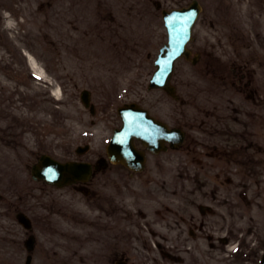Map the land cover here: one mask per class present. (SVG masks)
I'll return each instance as SVG.
<instances>
[{"label": "rangeland", "instance_id": "1", "mask_svg": "<svg viewBox=\"0 0 264 264\" xmlns=\"http://www.w3.org/2000/svg\"><path fill=\"white\" fill-rule=\"evenodd\" d=\"M153 1L0 0V191L4 195L0 203V264H24L26 259L22 240L14 230L22 231L15 211L21 206L29 208V201L23 203L24 200L40 195L29 169L36 154L48 152L66 159L75 157L78 145L90 143L92 149L82 159H95L120 124L117 108L130 101H138L171 124L181 125L190 136L181 151L150 158L149 172L141 181L133 182L140 200L123 189L120 201L133 213V218L122 216L118 238L119 245L131 251L130 264H166L165 259L153 263V251L135 253L131 236H138V242L141 240L144 245L153 244L154 240L165 243L161 239L166 233L165 210L172 207L178 216L181 207L173 204L182 195L198 197L194 201H198L197 206L190 208L187 223L197 217L196 226L217 239V250L223 253L219 254V261L244 233L246 251L253 250L248 264L259 260L264 249V128L243 141L229 137L231 129L240 136L249 131L245 122L248 102L245 98L240 104L237 102L236 111L226 107V100L234 61L239 66L249 61V76L256 78L248 85L245 97L252 90L258 96L263 93L260 90H264V0H200L204 11L194 28L191 47L201 51L203 57L197 65L178 61L174 82L181 96L179 101L162 90H147L155 58L167 41L161 13ZM160 1L173 8L188 5L191 0ZM243 37L250 41L242 43ZM216 56L224 63L221 68ZM31 57L36 68L30 65ZM259 84L262 86L258 87ZM84 88L92 90L97 108L94 115L80 99ZM224 107L230 115H225ZM218 110L225 115H220L222 120L215 118ZM211 129H215L213 137L230 141L226 145H252L249 154L243 148L237 159L225 156L227 162L221 165L226 164L228 171L233 165L240 169L252 166L253 159L262 160L263 165L247 179L241 174L233 176L232 185H220L219 180L215 183L209 162L213 158L206 153L192 158L193 147L197 151L202 139L207 138L205 130ZM203 147L207 148L205 144ZM182 162L186 166L180 165ZM192 170L198 176L188 180ZM224 187L227 194L222 193ZM196 189L199 192L194 194ZM208 189L214 199L209 198ZM212 200L216 204L214 212L201 217L199 205ZM97 215V210H88L89 221L96 220ZM61 227L68 225L63 222ZM227 230L236 237L228 245ZM43 232L45 235L39 234L34 264H53L57 253L64 260H57L59 264H70L68 234L59 228ZM88 233L93 245L90 252H101L104 247H100V236L97 241L94 230L90 228ZM200 244L205 247V243ZM259 250L256 258L254 252ZM96 254H89V258ZM174 256L176 261L181 260L178 254Z\"/></svg>", "mask_w": 264, "mask_h": 264}, {"label": "water", "instance_id": "2", "mask_svg": "<svg viewBox=\"0 0 264 264\" xmlns=\"http://www.w3.org/2000/svg\"><path fill=\"white\" fill-rule=\"evenodd\" d=\"M201 11V7L194 2L189 8L165 10V22L169 29V42L161 49L160 55L156 61L157 70L149 85L150 88L162 87L170 94L176 97V88L171 84V77L174 70V64L178 57L185 56L191 59L192 52L187 48V43L192 38L193 25ZM197 57V56H196ZM196 57L193 61H196ZM82 99L88 106L90 103V93L84 91ZM125 109V110H124ZM124 111L126 125L123 130H117L109 146V153L129 165H138L139 163L132 161L134 156H138V150L133 144V131L136 130L130 123L132 119L128 114H143V118L137 125L140 126V134L138 136L149 143L151 146H159L162 138L177 146L183 139V132L179 129L170 130L166 124L157 121L148 115V112L139 108L136 104L126 105L121 109ZM148 123V124H147ZM84 149H80L82 151ZM90 166L87 163L67 162L61 163L49 156H43L41 163L34 166L33 175L36 178H44L50 182L60 180L64 175L68 178H80L88 175ZM27 264H30V258ZM262 264H264V259Z\"/></svg>", "mask_w": 264, "mask_h": 264}, {"label": "flooded vegetation", "instance_id": "3", "mask_svg": "<svg viewBox=\"0 0 264 264\" xmlns=\"http://www.w3.org/2000/svg\"><path fill=\"white\" fill-rule=\"evenodd\" d=\"M233 72H234V77L237 79V82H234L233 85L237 86L239 88L238 91L242 93L243 91H245V87H247V85L250 84V80L248 81L246 79V74L244 73L238 74L237 68H234ZM245 80H246V83H245ZM232 101H234V99H232ZM254 102H256L255 98H254ZM234 108H237V107H234ZM111 171L113 170H110V172ZM107 184L108 183L104 185L105 190L107 189ZM102 200L104 202V205L109 206L110 208L109 210L106 209L105 220L108 219L107 222H110L111 224L113 223L115 225L116 222H114V218L117 219V215L119 213L120 208L116 206L115 201H112L109 199V195H107L106 193L103 194ZM179 206L181 207V210L177 218L172 217L174 222L165 225V229L167 231V235H165V239L167 240L166 241L167 243L165 244V248L162 250L163 252L162 256L169 258V257H172L178 254V255L187 256L191 258L192 256L197 255L199 257L198 260L184 261V264H191V262L194 264H201L202 262L200 261L202 259L204 260L203 262L208 263V264L215 263L217 261V258H216L217 251L216 250H212L210 256H205L203 254V251L201 250L200 245H196L192 250H187V251L185 250V242H186L185 240L187 237V234H186L187 232L190 234L189 238L193 237L195 239H199V236L209 238L210 235L207 233L201 232L200 229H195L196 227L195 220L198 219L197 217H194L191 222L187 223V221L190 220V216H191L190 205L187 204L185 199L182 197H181ZM187 214L189 215L188 218L186 217ZM191 227H194V229H192ZM120 256L121 255L117 252V250H115L114 257H120Z\"/></svg>", "mask_w": 264, "mask_h": 264}, {"label": "bare ground", "instance_id": "4", "mask_svg": "<svg viewBox=\"0 0 264 264\" xmlns=\"http://www.w3.org/2000/svg\"><path fill=\"white\" fill-rule=\"evenodd\" d=\"M31 64H32V66L34 67V68H36V64H35V61L33 60V58H31ZM42 74V73H41ZM43 75V74H42Z\"/></svg>", "mask_w": 264, "mask_h": 264}]
</instances>
